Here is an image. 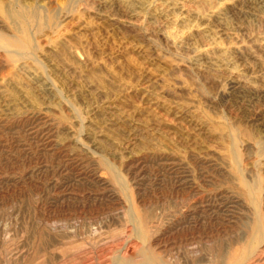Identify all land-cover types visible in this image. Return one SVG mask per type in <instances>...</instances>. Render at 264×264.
<instances>
[{
  "label": "rangeland",
  "instance_id": "1",
  "mask_svg": "<svg viewBox=\"0 0 264 264\" xmlns=\"http://www.w3.org/2000/svg\"><path fill=\"white\" fill-rule=\"evenodd\" d=\"M0 264H264V0H0Z\"/></svg>",
  "mask_w": 264,
  "mask_h": 264
}]
</instances>
